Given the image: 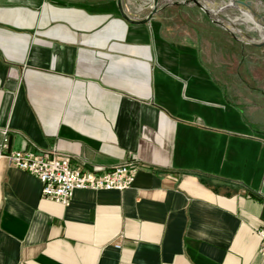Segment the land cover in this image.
<instances>
[{"label": "crops", "instance_id": "1", "mask_svg": "<svg viewBox=\"0 0 264 264\" xmlns=\"http://www.w3.org/2000/svg\"><path fill=\"white\" fill-rule=\"evenodd\" d=\"M240 1L264 16V0ZM126 5L141 20L152 0ZM211 26L187 0L144 25L118 0H0L11 149L99 176L141 164L130 189L78 190L64 206L2 161L0 264H264L262 83L253 108L231 96L241 81L211 64L225 50L209 48Z\"/></svg>", "mask_w": 264, "mask_h": 264}, {"label": "built area", "instance_id": "2", "mask_svg": "<svg viewBox=\"0 0 264 264\" xmlns=\"http://www.w3.org/2000/svg\"><path fill=\"white\" fill-rule=\"evenodd\" d=\"M9 136L8 129L0 130V163L6 161L9 166L35 176L43 184L42 197L64 206H69L78 190L124 192L130 189L141 167L138 160H131L99 176L73 168L71 157L58 152L46 158L34 152L12 150ZM258 235L264 253V231Z\"/></svg>", "mask_w": 264, "mask_h": 264}, {"label": "rangeland", "instance_id": "3", "mask_svg": "<svg viewBox=\"0 0 264 264\" xmlns=\"http://www.w3.org/2000/svg\"><path fill=\"white\" fill-rule=\"evenodd\" d=\"M209 3L213 8L222 4L218 0H210ZM222 14L234 22L237 28L253 39L259 41L262 39L261 34L264 36V30L256 29L253 24L245 22L244 14L241 12L229 9L223 11ZM221 21L226 22L225 20ZM210 31L212 35L209 41V48L215 50L217 48H220V50L221 48L225 49L224 57L221 53L219 57H212L213 54L211 53V64L219 61L218 63H225L227 65V71H229L226 74L227 81H241L239 87L238 85H234L233 87L235 88L230 89L231 96L236 95L242 97L243 100L247 99L246 101L250 104L245 105V107L248 109L253 108V82L262 83L259 91L264 93V47L258 48L241 43L231 33L225 30L223 31L221 27L218 29L211 26Z\"/></svg>", "mask_w": 264, "mask_h": 264}, {"label": "water", "instance_id": "4", "mask_svg": "<svg viewBox=\"0 0 264 264\" xmlns=\"http://www.w3.org/2000/svg\"><path fill=\"white\" fill-rule=\"evenodd\" d=\"M164 0H152V8L147 13L145 17L141 20H136L133 18L132 14L127 9L126 0H118V5L120 8V12L123 18L131 24L134 25H144L151 21V19L159 12L161 5ZM188 3H192L200 8L216 25L224 29L225 31L231 33L233 37L244 44H248L254 47L262 48L264 47V37L261 36V40L257 41L241 31L236 27V24L232 22L229 18H227L223 11L234 9L242 14L248 13L254 16L258 23L264 27V16L260 14L256 7L253 6L251 2H244L240 0H226L222 2V4L217 5L216 8H213L209 3L210 0H187ZM221 20H225L229 25H225ZM262 194L264 195V187L262 190Z\"/></svg>", "mask_w": 264, "mask_h": 264}, {"label": "bare ground", "instance_id": "5", "mask_svg": "<svg viewBox=\"0 0 264 264\" xmlns=\"http://www.w3.org/2000/svg\"><path fill=\"white\" fill-rule=\"evenodd\" d=\"M244 17H245V22H248V23H251V24H253L254 26H255V28L256 29H263L264 30V27H262L259 23H258V21H257V19L254 17V16H252L251 14H248V13H244ZM225 25H229L228 23H226V22H224V21H222ZM262 36V35H261Z\"/></svg>", "mask_w": 264, "mask_h": 264}]
</instances>
